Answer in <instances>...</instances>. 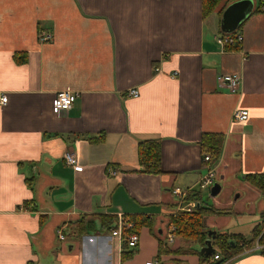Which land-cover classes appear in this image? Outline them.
<instances>
[{"label":"crops","instance_id":"crops-1","mask_svg":"<svg viewBox=\"0 0 264 264\" xmlns=\"http://www.w3.org/2000/svg\"><path fill=\"white\" fill-rule=\"evenodd\" d=\"M236 1L204 17L203 0H0V92L9 98L0 103V264H215L202 252L208 241L184 254L181 238L166 240L174 188L197 189L205 172V132L224 135L212 205L228 210L238 203L230 192L241 198L246 189L252 200L238 209L248 207L247 226L237 211L240 223L231 216L220 226L210 215L207 226L252 236L264 213V196L246 179L264 173V0L236 30L242 39L223 48V12ZM41 30L53 39L39 42ZM230 73L242 75L238 92L219 86L218 75ZM63 90L79 95L57 114ZM237 108L249 110L246 121L233 120ZM102 133V142L89 140ZM148 139L161 144L163 172L127 171L139 168L138 144ZM237 177L243 185L231 191ZM119 212L154 220L136 249L100 230L69 235L71 219ZM262 249L255 243L222 264H264Z\"/></svg>","mask_w":264,"mask_h":264},{"label":"trees","instance_id":"trees-1","mask_svg":"<svg viewBox=\"0 0 264 264\" xmlns=\"http://www.w3.org/2000/svg\"><path fill=\"white\" fill-rule=\"evenodd\" d=\"M222 0H203V15L208 17L220 4ZM259 10V8H257ZM106 135L102 133L99 136L90 137L89 140L102 142ZM224 144V135L222 133L205 132L203 133L200 145L204 154L209 153L212 156L211 162L216 165L219 162L222 148ZM138 160L139 168L128 169L127 171H137L150 174H160L163 172L161 166V144L156 139H148L140 141L138 144ZM246 179L255 187H257L264 196V173H250L246 175ZM197 200V206L192 211H177L169 216V222L176 225L175 235L186 242L189 248L179 251L186 253H200L199 250L193 248V244L204 245L209 239L214 247L222 256V259L217 260L215 264H222L226 260L231 259L241 253L244 248H251L256 241L264 245V213H262V220L252 229V236L246 237L241 233L232 232H217L209 235L212 232L207 226L206 218L212 214L227 213L228 210L218 209L209 204L202 196V189L189 190L186 201ZM134 221L135 227L128 231V233H138L143 226L153 228L154 220L152 217L144 214L128 215ZM98 224L100 227H98ZM68 226L71 228L69 235L74 234L77 237L83 235H90L97 230L102 232L112 233L117 227V216L111 214H95L79 216L69 221ZM157 234V231H156ZM66 235V232H65ZM160 237V244L163 252L172 251L165 247L164 237ZM164 241H163V240ZM124 249L129 247L128 241L123 242ZM162 251V250H161ZM178 251V250H177ZM176 251V252H177ZM214 251L213 253H217ZM264 252V248L262 249ZM213 253L210 257L213 256ZM132 252H123L122 258L130 257ZM209 256L206 257L208 259Z\"/></svg>","mask_w":264,"mask_h":264},{"label":"built area","instance_id":"built-area-1","mask_svg":"<svg viewBox=\"0 0 264 264\" xmlns=\"http://www.w3.org/2000/svg\"><path fill=\"white\" fill-rule=\"evenodd\" d=\"M260 9L264 11V4L260 6ZM53 39V32L47 31V30H41L39 32V42L45 43L48 41H51ZM242 39V35L235 32H229V33H221L217 36V41L223 48H227L230 46H233L236 44L237 41H240ZM177 73L172 74V76H176ZM219 86L221 88H226L230 92H238L241 81H242V75L239 73H230V74H219L217 77ZM129 93L132 96H138L139 90L137 88H133L129 91ZM78 92L69 91V90H63L56 94L54 101H53V111L54 113H60L63 111H68L78 98ZM8 95L5 93L0 92V103L6 104L8 102ZM249 118V110L237 108L233 112V120L234 121H246ZM65 161L68 165L75 167L78 170H82L83 167L80 166L77 157L71 153L67 152L65 154ZM212 156L209 153H206L203 156V167H204V174L202 175L197 189H206L212 185H214L215 181V174H216V168L217 164L214 165L212 162ZM110 174L116 175L118 173L117 170L110 168L109 169ZM194 189V188H192ZM191 190V189H189ZM188 189H181L179 187L174 188V193L179 195V202L176 205V211H192L197 206V200H191L186 201V196L189 192ZM24 209V208H23ZM135 227L134 221L131 220L130 217L125 215L122 212H119L117 214V227L112 231L111 235L115 237L118 240L119 246L122 248L123 242L128 241V246L130 248L136 249L139 245L140 235L138 233L130 234L128 233L129 230ZM176 225L173 223H170L167 228L166 233V240L168 242L172 243L175 241L176 235ZM264 233V230H263ZM57 235L60 240L65 239V231L62 227L57 229ZM256 246L259 249L264 248V245L260 244L258 240L256 241ZM252 248V247H251ZM247 248V250L251 249ZM212 254V253H211ZM209 254V255H211ZM208 256V255H207ZM213 261L222 259V256L219 253H213V256L211 257ZM146 264H159L158 260H151L148 261Z\"/></svg>","mask_w":264,"mask_h":264},{"label":"water","instance_id":"water-1","mask_svg":"<svg viewBox=\"0 0 264 264\" xmlns=\"http://www.w3.org/2000/svg\"><path fill=\"white\" fill-rule=\"evenodd\" d=\"M253 7L254 0H239L227 6L223 12L221 20L222 31L226 33L235 32L242 21H244L251 14ZM216 233L217 232L215 230H212V232H209V235L211 236ZM213 251V244L209 239L207 246L202 248V252H206V255H209Z\"/></svg>","mask_w":264,"mask_h":264},{"label":"rangeland","instance_id":"rangeland-1","mask_svg":"<svg viewBox=\"0 0 264 264\" xmlns=\"http://www.w3.org/2000/svg\"><path fill=\"white\" fill-rule=\"evenodd\" d=\"M245 179L244 178H242V177H237V179L235 178L232 182H231V191L233 190V188H235V187H237V186H239V185H243L242 183H243V181H244ZM203 192H204V196H205V200L209 203V204H213V197H210V189L208 188V189H204L203 190ZM245 192H246V196L245 197H241V198H238L237 196H238V194H239V192H235V193H231L230 192V195H231V197H233L238 203H236V202H233V203H231V204H229V205H227V207H232V208H228V211H231V212H233L232 214L233 215H231V213L229 212V213H227V214H224V213H222V214H212L211 215V218H212V220H214V221H219V225L221 226L222 225V223L224 222V221H227L229 218H232V217H234V220H236L237 222L238 221H240V218H238L237 217V214H236V211L237 212H241L242 214H244L245 215V219H242V221L244 222L245 221V225L247 226V224H248V220H250L251 218H250V211L248 210V207H247V209L244 211V210H238V209H243V205H247L248 203H250L252 200L251 199H249V196H250V191L248 190V189H246L245 190ZM218 203H220V202H218ZM214 206H218L217 204H214ZM219 207V206H218ZM231 209V210H230ZM232 216V217H231ZM238 218V219H237ZM170 223V222H169ZM238 223H240V222H238ZM246 229H248V228H246ZM247 232L246 233H250V230H246ZM69 239H70V237H68V239L67 240H63V242H61V244L62 245H64V246H66V244H68L67 242H69ZM170 244H172V243H170ZM199 246V245H198Z\"/></svg>","mask_w":264,"mask_h":264}]
</instances>
